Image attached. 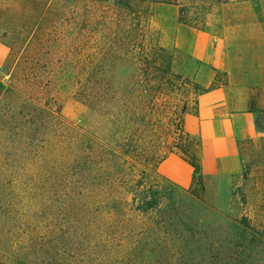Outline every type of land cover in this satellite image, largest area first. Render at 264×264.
Wrapping results in <instances>:
<instances>
[{"label": "rangeland", "instance_id": "1", "mask_svg": "<svg viewBox=\"0 0 264 264\" xmlns=\"http://www.w3.org/2000/svg\"><path fill=\"white\" fill-rule=\"evenodd\" d=\"M93 3L0 0V264H264V0L198 30L152 4L134 65L123 24L84 38ZM92 68L91 110L75 91ZM30 139L90 146L93 175H43Z\"/></svg>", "mask_w": 264, "mask_h": 264}, {"label": "trees", "instance_id": "2", "mask_svg": "<svg viewBox=\"0 0 264 264\" xmlns=\"http://www.w3.org/2000/svg\"><path fill=\"white\" fill-rule=\"evenodd\" d=\"M224 1L225 0H95L96 4L93 3L95 10H93V12L90 10L89 13L86 12L87 16L85 17L83 28L84 38H86V35L96 30L98 26H104L108 20H115L114 22H116V24H123L126 27L125 32L129 40L127 42L128 54L133 62L132 65H134L135 62L139 61L134 54L135 49L139 47L138 40L143 35L144 23L148 18V7L150 5L165 4L175 6L177 8L178 23L187 28L198 30L204 26L205 18L212 8ZM117 62L120 63V57L116 58V63ZM90 74L91 79L86 80V83L84 82L81 89L78 88L77 92L75 91V95H77L79 100H84L87 106L92 110L93 101L95 100L93 96V68ZM132 78L130 74L128 79L131 80ZM78 83L77 81L76 84ZM23 104H25L23 105V107H25L29 102L23 101ZM255 126L258 131L264 132V117H262L260 113L256 115ZM92 127H94V125L87 126L86 129L89 128L94 132ZM15 131L17 132L18 129ZM13 132L14 130H12V128L8 129L9 134H13ZM14 134L17 133L14 132ZM28 142V144L23 145L26 147L25 149L28 151V154L38 157L45 165H48L43 175L49 176L50 173L55 170L57 171V178L65 183L72 184V182L69 181L70 177H76L74 184L80 187L82 185L80 183L81 176L85 175L90 178L93 175L94 151L90 146L83 145V149H79L75 155L64 154V151L63 155H60L50 150L40 151L35 149L31 139ZM151 194V200H148L146 197L142 198V209L145 211L152 210L159 205V192L152 190ZM80 197L82 198L81 190L74 191L72 195L74 200L73 204H77ZM70 204L72 205V201L64 206L68 207ZM81 208L86 214L93 212V210L90 211V209L83 204H81ZM9 218L11 220V217ZM44 253L45 250H43V255Z\"/></svg>", "mask_w": 264, "mask_h": 264}]
</instances>
